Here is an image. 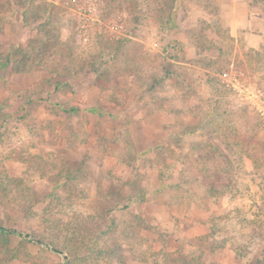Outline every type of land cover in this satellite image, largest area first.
Returning a JSON list of instances; mask_svg holds the SVG:
<instances>
[{
    "label": "rangeland",
    "instance_id": "obj_1",
    "mask_svg": "<svg viewBox=\"0 0 264 264\" xmlns=\"http://www.w3.org/2000/svg\"><path fill=\"white\" fill-rule=\"evenodd\" d=\"M139 1L0 7V264H264V0Z\"/></svg>",
    "mask_w": 264,
    "mask_h": 264
},
{
    "label": "trees",
    "instance_id": "obj_2",
    "mask_svg": "<svg viewBox=\"0 0 264 264\" xmlns=\"http://www.w3.org/2000/svg\"><path fill=\"white\" fill-rule=\"evenodd\" d=\"M10 0H0V7L5 6V4L9 3ZM138 4L135 5L136 9L138 8V13H141V10H144V6L139 7L140 1L137 0ZM180 0H162L160 3L153 5L152 9H149V12H154L156 15V19L159 22V26L162 29H171V28H175L177 27V22H176V11L178 8V4H179ZM136 4V2H135ZM22 13H24V9H21ZM139 15V14H136ZM139 20V19H137ZM52 34V33H51ZM116 54L119 55L120 54V49H118L117 52H113L111 53L109 58H116ZM9 62V57H7L5 60H3L2 58H0V68H5L7 66ZM61 110L65 113H73V112H77L79 110L78 107H65L64 105L59 104L58 105ZM88 112L94 113V114H98L100 116H109L114 118V115L109 113L108 111L101 109L99 107H88L85 109ZM264 138H262L261 141H263ZM259 141L260 144H258V146L254 149H252V152L250 153L251 155L253 154L254 158L253 160H256L258 158L261 157V155L263 154L264 151V144ZM150 148L143 150L140 152V157L141 156H145L150 152ZM250 152V151H249ZM257 152V154H256ZM232 161H236L234 159H231ZM240 166V165H239ZM64 167V166H63ZM78 168H76V172L78 173V175H73V173L71 171L65 170L63 172H61L62 174V179L56 181L55 185L57 187L59 186H63L65 184L68 185V187L70 188H74V191L78 190L76 185L77 183H80L84 180V175H83V170L81 169V167L77 166ZM3 180H5V177L3 178ZM6 184V188H7V195H11V198L13 200V205H20V207L22 208L21 212L26 213V208L27 206H29V204H25V205H21L20 204V195L24 190L23 185L21 184H15V182H11V181H4ZM68 182V183H67ZM165 183L161 182L160 184V189L165 187ZM28 188V187H27ZM28 196H26V198L24 199H28V201L33 199V195L32 193L27 194ZM43 201L41 200L40 203H42ZM13 232L15 231H8V229H6L5 227L0 226V246H2V242L3 243H8L9 239H8V235L9 234H13ZM18 236H20L18 234ZM2 244V245H1ZM55 250H58L57 248ZM102 253V251H101ZM250 262V258L247 259V261H245L243 264H248ZM250 264V263H249Z\"/></svg>",
    "mask_w": 264,
    "mask_h": 264
},
{
    "label": "built area",
    "instance_id": "obj_3",
    "mask_svg": "<svg viewBox=\"0 0 264 264\" xmlns=\"http://www.w3.org/2000/svg\"><path fill=\"white\" fill-rule=\"evenodd\" d=\"M223 76L228 78L230 76V73L224 72ZM227 81L232 87L240 90L245 95V97L250 98V95L247 94V92H245L247 88L244 86L242 82H240V80H238V78L236 77V74L231 79H227Z\"/></svg>",
    "mask_w": 264,
    "mask_h": 264
}]
</instances>
